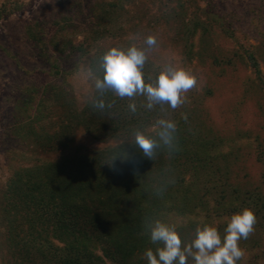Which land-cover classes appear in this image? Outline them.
<instances>
[{
  "label": "trees",
  "instance_id": "1",
  "mask_svg": "<svg viewBox=\"0 0 264 264\" xmlns=\"http://www.w3.org/2000/svg\"><path fill=\"white\" fill-rule=\"evenodd\" d=\"M98 1V5L91 6L90 3L87 16L96 19V26H101L106 20L110 22L112 13L119 7L112 0ZM82 2L88 6L86 0H68L70 6H62L58 14L62 21L51 19L52 25H58V28L49 39L46 29L42 27L46 23L38 17L32 20L33 24L28 21L23 29L27 44L33 47L39 59H47L54 53L71 59L76 57L79 64L73 68L84 72L87 69L93 86L94 75H100L99 56L88 57V49L83 51L81 47H68V43H64L65 35H62V29L76 27L72 24L73 14L78 16V23L86 22V16L81 13ZM6 5H0V19L22 9V5L15 1ZM206 25L194 22L191 29L185 28L186 39H191L187 52H182V56L193 49L199 28L202 32H208ZM262 32L264 34V30ZM201 37L199 34L198 38ZM242 53L246 63L260 79L262 73L254 52L242 49ZM57 66L53 62L49 66L53 81L49 86L46 83L42 87L44 96L39 95L37 86L28 83L23 90L22 85L10 87V93L5 97L6 108L15 111L11 118L14 116L15 120L26 121L24 126L27 129L22 136L37 146L41 153L57 154L68 149L78 127H83L93 140L116 139L122 135L119 133L122 130H126L124 135H128L134 130L131 124L136 123L140 131L155 135L154 123L143 127V118L137 119L140 117L128 110L127 101L116 99L110 93L104 99L106 102L116 99L111 109L101 113L93 109L90 103L79 112L62 111L57 117L58 121L52 123L48 115L50 111H47L48 114L44 111L46 105L51 108L55 103L45 100V92L51 93L52 101H62L67 92L65 88L73 78L71 73L58 74ZM152 67L150 64L146 73L155 77L158 70L151 71ZM92 90L99 98L94 87ZM35 95H39V98ZM172 114V119L178 122L177 136L181 150L168 160V164L172 163L173 167L175 163H178L176 167L184 165L185 169H181L190 172L194 181L184 184L183 175H176L174 183L162 194H159L161 189L168 183L156 185L161 184L163 179L157 182L152 178L148 164H153V167L157 165L155 169L161 173L160 166L167 154L159 153L155 160L142 159L134 141L95 150L85 158L62 156L19 172L12 171L3 189L7 207L0 209V223L5 231L6 264H138L134 258L153 245L148 235L141 234L145 219H164L176 223L178 228L187 226L195 232L198 225L212 224L215 219L228 222L232 214L244 208L251 209L258 220L249 240L239 242L245 256L238 264H264V200L261 193L257 189L239 193L233 188L225 200V192L220 186L226 182L221 178L218 167L211 168V161L224 155L228 144L221 138L210 143L192 141L186 135L188 120L182 118V114H185L181 108L172 111ZM20 129H24L23 126ZM7 130L2 137L9 143H15V139L8 134L13 127ZM124 153L128 155V161L121 164L116 160L118 171H112L107 166L111 157ZM201 168L203 173L199 172ZM197 181L195 187L193 182ZM174 188L176 190H172Z\"/></svg>",
  "mask_w": 264,
  "mask_h": 264
},
{
  "label": "rangeland",
  "instance_id": "2",
  "mask_svg": "<svg viewBox=\"0 0 264 264\" xmlns=\"http://www.w3.org/2000/svg\"><path fill=\"white\" fill-rule=\"evenodd\" d=\"M11 1L19 2L22 9L0 19V209L7 207L3 189L12 171L19 172L18 170L22 171L34 164L50 162L62 156L85 158L95 150L134 141V130H140L137 123L131 124L134 130L128 135H124L126 130H122L119 131L122 135H118L116 139L108 141L97 138L95 141L83 127H78L68 149L57 154L41 153L37 146L22 136L27 129L24 126L26 121L15 120L14 116L11 118L15 111L6 108L5 97L10 93V87L22 85L23 90L28 83L37 86L39 95L44 96L42 87L46 83L49 86L53 81V75L48 71L52 62L58 65L55 68L59 71L58 74H73L62 101H52L51 93L45 92V100L55 103L51 108L46 105L44 111L46 114L50 111L48 115L52 123L58 121L57 117L62 111L79 112L96 97L92 90L94 84L91 85L92 79L88 76L89 71H76L77 67L73 68L79 64L76 57L71 59L54 53L47 59H39L40 56L33 52V47L27 44L28 40L25 38V24L28 21L33 24L32 20L37 17L46 23L42 27L46 29L47 39L52 37L58 25H52L51 19L62 21L58 14L62 6H70L68 0H0V5L9 6ZM86 1L88 6L82 2L81 10L86 16V22L78 23V16L73 14L72 24L76 27L62 29V35L66 36L64 43H68V47H81L83 51L88 49V57H95L110 47L128 46L129 37L133 34L155 35L159 46L150 53L145 72L150 69V64L154 66L151 71L159 72L171 57L198 78L197 86L187 94L188 102L181 107V112L188 116L187 137L189 135L195 142L208 143L217 142L221 138L228 144L224 155L211 161V168L218 167L221 178L226 182L220 186L225 192V200L233 188L239 193L257 189L264 200V0H112L119 8L112 13L110 22L106 20L101 26H96V19L87 16L90 3L93 6L100 1ZM194 22L207 24L204 27L208 32H202L199 28L193 49L188 55L182 56L187 52L191 39H186L185 28L191 29ZM199 34L201 38H198ZM242 49L254 52L262 73L260 79L246 63ZM39 95H35L36 98ZM172 111L165 109L162 112L159 107L151 111L138 108L135 114L140 117L137 119L143 118V127H147L166 114L172 119ZM22 126L24 129H20ZM9 127H13L8 134L15 139V143H9L3 138ZM168 160L171 158L166 157L161 163V173L155 169L157 165L153 167V164H148L150 176L157 182L163 179L161 184L155 183L156 185L163 186V182L169 183L170 178L176 175H183L184 184L194 181L190 172L181 169H185L184 165L176 167L178 163H175L173 167L172 163L168 164ZM202 171L203 168L199 172ZM193 183L196 187L198 181ZM156 185L154 187L158 188ZM227 223L215 219L212 224L207 225L215 226L223 237ZM178 231L182 241L189 242L194 238V230L187 226L178 228ZM4 233L0 223V264L7 263ZM242 242L243 239L240 243ZM156 247L158 245L153 244L151 249L155 250ZM143 253L134 258L138 260V264H147Z\"/></svg>",
  "mask_w": 264,
  "mask_h": 264
},
{
  "label": "clouds",
  "instance_id": "3",
  "mask_svg": "<svg viewBox=\"0 0 264 264\" xmlns=\"http://www.w3.org/2000/svg\"><path fill=\"white\" fill-rule=\"evenodd\" d=\"M126 47L113 46L100 52V75H94L93 83L99 98L92 102V108L103 113L111 109L116 99L128 100V110L135 114L138 108L151 111L159 107L175 111L188 102L187 94L198 84V78L191 70L178 65L173 58H168L163 68L153 77L145 72L150 53L159 46L155 35L142 36L139 33L129 37ZM111 94L116 99L106 102L104 97ZM139 98H143L140 100ZM186 121L187 116L182 114ZM153 130L155 135L143 131L134 132V143L142 159L155 160L159 153L173 157L181 149L178 142V122L168 114L156 119ZM126 153L111 157L107 166L118 171L115 161L121 164L128 161ZM174 183L170 178L159 194L167 191ZM257 217L244 208L231 216L223 237L215 226H197L194 238L182 241L178 226L164 219H145L142 235H148L150 242L158 245L155 250H145L143 256L147 264H238L245 256L240 241L247 240L254 232Z\"/></svg>",
  "mask_w": 264,
  "mask_h": 264
}]
</instances>
